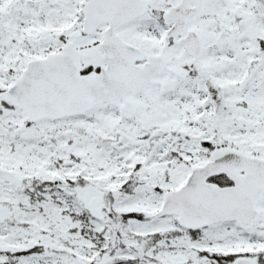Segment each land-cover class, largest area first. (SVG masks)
Returning a JSON list of instances; mask_svg holds the SVG:
<instances>
[{
  "label": "snow or ice",
  "instance_id": "snow-or-ice-1",
  "mask_svg": "<svg viewBox=\"0 0 264 264\" xmlns=\"http://www.w3.org/2000/svg\"><path fill=\"white\" fill-rule=\"evenodd\" d=\"M0 264H264V0H0Z\"/></svg>",
  "mask_w": 264,
  "mask_h": 264
}]
</instances>
